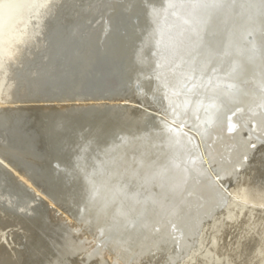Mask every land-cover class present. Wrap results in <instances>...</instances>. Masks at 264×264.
Returning <instances> with one entry per match:
<instances>
[{
	"label": "bare ground",
	"instance_id": "1",
	"mask_svg": "<svg viewBox=\"0 0 264 264\" xmlns=\"http://www.w3.org/2000/svg\"><path fill=\"white\" fill-rule=\"evenodd\" d=\"M19 1L0 264H264V0Z\"/></svg>",
	"mask_w": 264,
	"mask_h": 264
},
{
	"label": "water",
	"instance_id": "2",
	"mask_svg": "<svg viewBox=\"0 0 264 264\" xmlns=\"http://www.w3.org/2000/svg\"><path fill=\"white\" fill-rule=\"evenodd\" d=\"M29 0H26V3L23 5V3L21 2V0L19 1V3H17V5L16 6H14V8H15V10L16 9H20V8H22L23 6H25L26 4H27V2H28ZM31 1H33V0H31ZM35 2L37 1V0H34ZM34 2V3H35ZM61 136L62 135V133L60 132V130L58 131V133L55 135V137L57 138V136ZM250 148H253L254 147V145H251V146H249Z\"/></svg>",
	"mask_w": 264,
	"mask_h": 264
},
{
	"label": "snow or ice",
	"instance_id": "3",
	"mask_svg": "<svg viewBox=\"0 0 264 264\" xmlns=\"http://www.w3.org/2000/svg\"><path fill=\"white\" fill-rule=\"evenodd\" d=\"M229 123H230V122H229ZM179 127H180V128H184V125L181 124V125H179Z\"/></svg>",
	"mask_w": 264,
	"mask_h": 264
},
{
	"label": "rangeland",
	"instance_id": "4",
	"mask_svg": "<svg viewBox=\"0 0 264 264\" xmlns=\"http://www.w3.org/2000/svg\"><path fill=\"white\" fill-rule=\"evenodd\" d=\"M2 1H8V0H0V2H2Z\"/></svg>",
	"mask_w": 264,
	"mask_h": 264
}]
</instances>
